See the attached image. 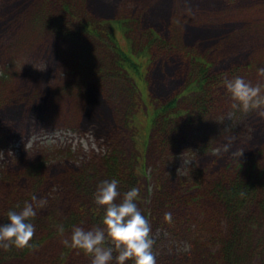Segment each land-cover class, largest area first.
Here are the masks:
<instances>
[{
    "label": "trees",
    "instance_id": "obj_1",
    "mask_svg": "<svg viewBox=\"0 0 264 264\" xmlns=\"http://www.w3.org/2000/svg\"><path fill=\"white\" fill-rule=\"evenodd\" d=\"M51 2L56 6H40V3L31 7L25 20V30L16 24L18 31L25 36V31L30 26L34 27L36 19L42 24L39 33L44 32V25L56 29L53 35L60 37L59 41L64 44L58 47L65 54L61 56V64L66 67L65 76L68 77L64 78L63 83L67 85V90L76 88L72 92L68 90L69 95L81 94L88 75L93 80L91 87H102L105 94L116 93L117 101H121L117 104L114 132L106 144L108 151L101 158H92L91 161L96 160V164H81L76 172L55 178L63 185L65 181L69 184L66 189L69 196L65 203L59 202L62 193L51 190L47 183L43 185L46 179L32 168L22 172L21 177L31 181L25 190L16 186L17 175L9 177L0 173L3 176L0 180L10 181L8 187L0 186L1 192L7 191L1 198L4 205L0 223L7 221L8 208L18 204L22 206L24 200L36 196V191L44 190L41 197L47 199L41 211L30 218L35 224V232L29 246L0 247V264H12L8 261L27 254L42 260L49 255L52 264H63L65 259L67 264H89L88 255L62 241L70 235L73 224L88 228L101 222L103 207L96 203L93 194L99 179L113 177L120 182L118 188L121 195L132 186L140 189L137 204L145 207L151 229L162 227L166 228L165 231L174 232L175 227H167L175 226L184 217L193 219L196 230H189L188 233L196 234L192 240H187V248L177 253L176 260L166 263L156 260L157 264H264V144L256 150L255 155L241 160L235 158L207 179L202 172L192 171V174L185 175V179L178 178L177 186L171 189L162 187L161 190H152L146 204L141 201L139 183L146 174L145 152L149 133L154 145L160 147L163 158L170 154V151L179 147V132L183 125L188 126V130L198 132L214 122L207 120L213 119L216 113L238 103L234 102L224 86L225 78L241 75L253 84L258 83L256 73L259 67H263L258 57L247 67L246 76L239 64L216 68L214 63H219L223 57H216V52L213 56L210 54L217 46L209 48L210 54H206L200 51L192 38L190 45L185 44L184 40L182 42V24L187 22L165 17L162 9L158 10L161 33L152 30L147 24L135 23L125 15V9L117 11L123 6L113 9L110 17L97 15L98 19H95L90 15L84 0H50L49 5ZM260 2L254 3L263 6L264 10V0ZM44 7L50 15L42 23L40 17ZM0 13L10 18L15 14V8L0 6ZM23 19V13L19 12L17 21L23 24ZM189 25L192 24L186 26ZM63 30L68 31L66 34L73 40L69 41ZM163 33L167 35L162 36ZM118 37L124 41L123 44ZM173 56L178 57L179 63L173 61L172 74L165 81L176 84L177 90L164 102L157 98L150 99L148 73L151 66L157 61L169 63L168 60ZM174 65H177V76ZM0 80L5 82L2 76ZM12 99L23 100L24 96L13 91ZM127 99V103L121 104ZM137 99H140L142 106L134 107ZM3 100L0 94V108L5 104ZM131 101L134 106L129 105ZM140 117H143L142 121H139ZM0 127L2 141L5 134L9 132L11 135L12 131L7 125ZM129 130L133 132L127 136L125 132ZM123 138L130 141L133 149L128 155L119 150L124 144ZM201 147L206 149L203 145ZM20 159V163L9 171H17L25 166L22 161L24 158ZM50 186L54 187L55 183L52 181ZM166 212L172 213L170 221L165 218ZM61 223L65 226L63 234L57 230ZM187 235L184 232L170 238L178 244L185 241Z\"/></svg>",
    "mask_w": 264,
    "mask_h": 264
},
{
    "label": "rangeland",
    "instance_id": "obj_2",
    "mask_svg": "<svg viewBox=\"0 0 264 264\" xmlns=\"http://www.w3.org/2000/svg\"><path fill=\"white\" fill-rule=\"evenodd\" d=\"M49 2L50 0H43L42 3L41 0H0V6L15 8V14L10 18L0 13V75L7 74L10 80L13 79L12 84L0 80V94L5 102L0 108V115L3 118L1 123L12 131L11 136L7 132L4 139L13 142L8 147H0V173L9 177L17 175L16 186L25 190L31 181L21 177L22 172L32 168L46 179L43 185L47 183L51 190L62 193L59 202L65 203L69 196L66 194L69 184L65 181L63 185L55 181V178L76 172L81 164L88 162L96 164L97 161H91L92 158L94 156L101 158L108 151L106 144L114 132L117 104L121 100L117 101L116 93L105 94L102 87L99 89L91 87L93 80L89 79L88 75L79 98H71L68 90L72 92L76 88L67 90L66 84L63 83L64 78L68 77L65 76L66 67L61 64V56L65 54L58 47L64 44L59 41L60 37L53 35L56 29L44 25V32L39 33L42 24L40 25L39 19H36L34 27L30 26L25 31V36L18 31L17 25L21 30H25V20L31 7L40 3V6H56L53 2L49 5ZM254 2L261 3L260 0H84L90 15L95 19H98L97 15L110 17L113 9L123 6L117 11L125 9V15L131 17L132 21L147 24L152 30L161 33L158 10L162 9L165 17H173L177 22L180 20L187 22L182 24L184 25L181 32L182 42L184 40L185 44L190 45L192 38L200 51L203 50L206 54H210L209 48L217 46L210 54L213 56L216 52L218 54L216 57H223L219 63H214L216 68L239 64L245 76L248 72L247 67L256 57L264 67V10L263 6H257ZM19 12L24 15L23 24L17 21ZM49 15L48 9L44 7L40 17L42 23H45ZM187 24L192 25L186 26ZM66 32L68 31L63 30L62 33L67 35L69 41L73 40ZM166 35L167 33L162 34ZM118 38L123 44L124 41ZM176 60L178 64L179 59L176 56L170 58L169 63L159 61L153 63L148 73L150 99L157 98L164 102L174 90H177L176 84L165 81V78L172 74L171 64L173 65V61ZM176 66L173 67L177 76ZM256 75L258 83L255 84L261 86V93L264 94V75L260 72ZM79 78L82 79L83 76L80 75ZM13 91L21 94L24 91L23 95L27 98L23 105L17 104L13 99L10 100ZM48 97H52L55 103L50 105ZM127 102L128 99L121 104ZM153 103L156 104L157 101ZM129 105L134 106L132 101ZM137 105L142 106L140 99H137L134 107ZM10 112L14 114L10 115ZM142 118L140 117L139 121H142ZM207 121L214 122H210L198 132L188 130V126L183 125L179 132L181 138L179 147L170 151L171 153L164 158L160 153V147L154 145L149 133L145 152L146 174L139 180L143 204L149 200L154 189L161 190L162 187L171 189L177 186L178 178L185 179V175L192 174V171L202 172L207 179L217 174L235 158L241 160L255 155L256 150L264 144V104L252 105L248 109L227 106L220 113H216L213 119ZM132 132L133 130H129L125 134L129 136ZM119 140L118 138L117 141ZM121 140L124 144L119 150H122L124 155L132 153L130 141L126 138ZM28 149L31 151L26 154ZM20 158H24L22 161L25 166L17 171H9L20 163ZM1 174L0 178L3 177ZM52 181L55 183L54 187L50 186ZM9 182L0 180V186L8 187ZM1 189L0 213L4 205L1 198L7 194V191L1 192ZM41 195H44V190L36 191L37 198ZM138 206L144 214L147 213L144 206L141 204ZM42 207L44 205L37 207V213ZM172 227H175L174 232L165 231L166 228L162 227L151 229L155 241L153 251L156 253L157 261L166 263L172 259L176 260L177 253L185 250L188 246L187 240H192L196 234L188 233L189 230H196L192 218L184 217L183 220H178L175 226H169L167 229ZM184 232L188 234L184 238L185 241L176 244L170 238ZM50 258L47 255L42 260L27 254L8 262L52 264ZM64 263L67 264L66 259ZM113 264L117 262L113 261ZM126 264H132L131 258Z\"/></svg>",
    "mask_w": 264,
    "mask_h": 264
},
{
    "label": "clouds",
    "instance_id": "obj_3",
    "mask_svg": "<svg viewBox=\"0 0 264 264\" xmlns=\"http://www.w3.org/2000/svg\"><path fill=\"white\" fill-rule=\"evenodd\" d=\"M258 72L264 73V67H259ZM223 83L234 102H238L234 106L248 109L264 104L259 84H253L241 75L225 78ZM119 183L115 177L98 182L93 195L96 203L103 207L101 222L88 228L73 224L70 235L62 242L82 250L89 256V264H113V261L126 264L130 258L132 264H157L151 224L136 200L140 189L132 186L121 195ZM46 202V197L33 195L31 200H24L22 206L8 208L7 221L0 223V247L29 246L35 232V224L30 218L35 217L37 207ZM164 215L167 220L172 219L171 212ZM57 230L63 234L65 226L61 223Z\"/></svg>",
    "mask_w": 264,
    "mask_h": 264
}]
</instances>
